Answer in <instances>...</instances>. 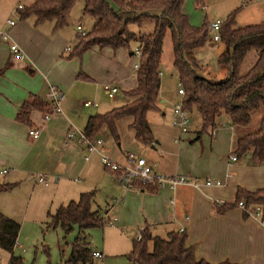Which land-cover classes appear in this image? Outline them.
I'll return each mask as SVG.
<instances>
[{
  "label": "crops",
  "instance_id": "1",
  "mask_svg": "<svg viewBox=\"0 0 264 264\" xmlns=\"http://www.w3.org/2000/svg\"><path fill=\"white\" fill-rule=\"evenodd\" d=\"M201 2L203 0H193L195 11L185 12L182 5L191 25L197 26L203 21L209 24L207 7L204 11L197 7ZM225 8L228 12L234 9L228 5ZM4 23L5 18L0 17V29L4 28ZM52 27L48 21L34 25L33 18L27 17L17 19L7 29L9 39L24 54L22 60L11 59L7 43L0 41V181L11 184L29 179L44 188L51 183L53 186L59 183L57 186L61 199L65 197L64 188L68 185L83 187V191L93 185H101L110 195L117 197L105 210L104 215L109 212H117L118 215V219L115 216L107 217V224L111 223L109 227H113L115 222L122 226L134 223L138 229L147 226L152 234L181 229L185 233V244L191 246L193 257L197 260L209 263L227 261L230 264H264V225L251 215H243L236 206L222 213L215 211L218 204L234 202L237 187L254 191L264 186V160L258 164L252 163L248 154L230 160L234 156L233 142L239 131L229 124L226 117L220 116L214 127L197 135L198 117L191 114L194 123L189 124L186 133L180 134L175 129L177 134L171 131L164 137L162 131L168 130V121H163V114L157 108L146 114L151 142L143 144L135 139L132 130L127 127L128 121L125 128L130 134L123 144L117 130L118 120L115 146L103 138L101 132L98 134L105 154L111 159L122 161L125 153L130 152L126 147L136 142L140 145L134 154L142 157L159 173L200 179L207 177L220 181L219 185H202L198 188L180 185L173 190L149 191L138 187H119L118 190L115 185L117 179L114 182L112 176L107 180L103 178L102 174L110 172L100 164L98 154L85 152L75 139L67 140L65 133L71 126L70 122L75 120L82 130L87 117L92 115L91 112L84 113V108L97 106L94 103L83 105V102L80 104L73 99L76 97L75 89L81 88L78 86H83L87 81L101 84L102 89L104 84L116 87L114 95L121 92L122 104L128 102L124 92L135 85V47L132 45L129 49L113 50L92 46L80 58L61 59L67 52V43L74 40L76 31L74 28L75 32L71 34V31H64L62 27ZM204 44L192 53L197 66L199 52ZM49 85L54 86L62 97L65 95L62 109L60 107L59 112L51 113L47 120L42 119L39 110L33 109L29 112L30 126L17 122L15 114L19 105L31 94L47 100ZM103 92L106 95L104 89ZM166 99L167 96L160 92L159 79L157 107ZM150 114H155L151 118H156L153 121L158 127L157 132L149 122ZM169 124L172 126L170 121ZM30 128L39 130L37 138L32 139L27 135ZM84 156L87 159H83ZM39 175L46 178V181H37ZM58 203L61 205L63 201Z\"/></svg>",
  "mask_w": 264,
  "mask_h": 264
},
{
  "label": "trees",
  "instance_id": "2",
  "mask_svg": "<svg viewBox=\"0 0 264 264\" xmlns=\"http://www.w3.org/2000/svg\"><path fill=\"white\" fill-rule=\"evenodd\" d=\"M77 0H33L27 6L16 9L17 19L33 18V24L51 22L53 29L64 26ZM184 0H82L81 16L91 18L89 30L76 32L73 46L62 58H80L92 46L131 48L137 50L135 63V85L124 92L128 102L98 114L89 115L81 130L89 140L98 138L102 129L117 141L116 122L130 117L127 127L135 139L143 144L152 140L146 114L157 110V96L160 76V56L162 38L169 35L171 47V67L176 74L183 94L181 107L190 115L198 117L197 135L214 127L222 114L234 127H245L250 122L251 112L261 106L262 116L255 130L239 131L233 142L232 154L235 159L245 154L252 163L264 160V21L234 26L238 8L229 11L219 23V42L222 46L216 62L225 68L223 80L211 82L198 74L193 50L203 45L208 36V23L191 25L181 11ZM145 21L151 22L149 32H141ZM136 29L133 30L131 27ZM248 51H253L248 65L241 64ZM2 70H0L1 72ZM79 76V72L77 73ZM48 100L29 95L15 114V120L30 126L29 112L39 110L42 115L50 112ZM136 188L149 191L154 188L136 184ZM12 184H0V192L8 190ZM91 192L80 193L76 200L57 206L49 215L47 228L58 226L64 233L76 226L77 233L69 243L68 257L59 264H91L90 246L83 230L100 226L103 218L91 209ZM241 201L248 211L259 209L260 222L264 225V186L254 191L240 187L235 189L233 203L215 206L217 213L236 206ZM19 225L0 213V250L8 254L6 264H25L23 259L13 254ZM126 257L133 264H230L227 261L209 263L193 257L191 246L185 244L183 230H168L152 234L146 226L140 231V238L131 240V248Z\"/></svg>",
  "mask_w": 264,
  "mask_h": 264
},
{
  "label": "rangeland",
  "instance_id": "3",
  "mask_svg": "<svg viewBox=\"0 0 264 264\" xmlns=\"http://www.w3.org/2000/svg\"><path fill=\"white\" fill-rule=\"evenodd\" d=\"M31 2L32 0H0V17L15 22L17 21L15 8L18 5L27 6ZM202 4L207 7L206 15L210 20L209 22L214 20L221 21L228 12L225 11L227 10L225 8L227 5L232 6V8H238L234 17L235 27L264 21V0H203ZM182 5L185 12L188 10L195 11L193 8V0H184ZM81 8L82 0H77L70 10L66 24L62 26L64 31H71L72 34L75 32L74 28L76 25L79 24L83 31L89 30L92 20L86 15L81 16ZM184 10H182L181 6V11L183 12ZM196 11L198 12V10ZM3 12H5V15H3ZM131 28L133 30L136 29L134 26ZM150 30L151 22L145 21L141 27V32H149ZM206 40L202 51L199 52L198 66L196 70L198 74L208 81L216 82L223 80L226 76V70L216 62L217 53L221 51L222 46L219 42L212 41L210 31L208 32ZM74 42L75 39H71L69 43H67L68 47L65 48L70 49ZM217 49V53L214 54ZM66 53L67 52H65L63 56L66 55ZM252 54L253 51L247 52L241 64L242 70H244L245 65L249 64ZM159 70L160 92L163 93L164 96H167V99L164 103L159 104L157 108L163 114V121H168V125L166 124L168 130L162 131L163 136L166 137L171 131L177 134V129L169 124V121L171 120L170 112L173 105L179 104L181 101V97L176 95L177 81L174 70L171 67V47L169 35L167 33H165L162 38ZM78 87L81 88L75 89L76 97L73 99L78 100L80 104L81 102L87 101L97 105L96 107L84 108V113H103L106 110H110L111 108L118 107L122 104L123 96L121 92L116 93L113 98L109 99L104 94L102 85L97 82L95 84L87 81L83 86L81 85ZM64 98L65 95L60 100L61 109ZM262 112L261 106L255 108L251 112L250 122L247 126L237 127L236 129L242 132L243 130L245 131V129L249 131L255 130L258 126L259 119L262 116ZM151 115L155 114H150L149 122L151 126H153L155 132H157L158 127L153 121V119L156 118H151ZM222 116L224 115L222 114ZM193 118L194 116L192 115L190 117V124L194 123ZM128 121H130V117L127 116L121 118L117 123V130L124 142L123 144L127 141V135L130 134L125 128V124ZM70 125V128L75 129L78 132L81 131L82 127H79L77 120L73 121V123L70 122ZM101 136L115 146V141L105 129L101 130ZM139 145L140 144L135 142L133 145L127 146L126 148L134 153ZM111 148H113V146ZM112 174L111 172H105L102 176L106 180L110 179V176H112L113 178H111L115 182V175L113 174V176ZM6 183L7 182L5 181H0V184ZM11 184V188L0 192V213L11 218L19 225L13 254L20 256L25 264H59L68 257L70 250L69 243L77 233L76 226H73L69 232L64 233L58 226L53 229H46V224L50 221L48 214L54 212L60 200L63 201L62 204L64 205L70 200H76L80 192L92 193L91 209L97 210L99 215L103 218L102 225L83 230L91 251L101 253V258H92L90 260L91 264H133L126 255L130 251L131 240L135 238L138 232V225L133 223L122 226L115 222L113 227L108 226L107 217L111 218L115 216L117 218L118 215L117 212H109L104 215L105 210L108 207L107 205L113 204L111 202L117 197L115 195H110L111 193L108 190L103 189L101 185H93L85 189V191H83V187L68 185L64 188L65 197L61 199L58 194L59 187L57 185H59V183L55 186L51 183L46 188L35 184L33 181H29V179ZM115 185L118 187V190L122 188L117 181L115 182ZM107 202L109 203L107 204ZM7 258L8 254L0 250V264H6Z\"/></svg>",
  "mask_w": 264,
  "mask_h": 264
},
{
  "label": "built area",
  "instance_id": "4",
  "mask_svg": "<svg viewBox=\"0 0 264 264\" xmlns=\"http://www.w3.org/2000/svg\"><path fill=\"white\" fill-rule=\"evenodd\" d=\"M196 1L198 2L199 0ZM197 7L200 11L205 10V6L201 3H198ZM20 8V5L16 7V9ZM219 23V20H214L212 22H209L208 24V30L211 32V39L215 42L219 39ZM13 24L14 22L12 20H5L4 28L0 29V41L7 43L8 53L11 59L22 60L24 58V54L21 52L20 48L9 39V33L7 29L13 26ZM75 31L80 33L83 32L79 25L75 27ZM65 51H68V48H65ZM133 53L137 56L138 50L134 48ZM103 89L108 97H112L116 92V87L110 86L108 84H104ZM176 93L180 97L183 94V90L179 83H177ZM46 97L50 104V112L43 114V120H47L51 113L59 112L60 100L62 99L61 93L54 86L51 85L47 87ZM89 104L90 103L87 101L83 102V105ZM170 123L173 127L178 130L180 134L187 132L190 124V114L181 107L180 103L173 105V107L171 108ZM38 134L39 130L36 128H30L27 131V135L32 139L37 138ZM65 138L67 140L75 139L87 153L96 152L99 156V161L103 168L113 173L119 185L124 189L136 188L134 186L136 184L145 185L156 190H173L174 188L180 185L198 188L202 185L211 186L220 184L219 180L210 179L207 177L204 179H200L197 177H189L181 174L164 175L155 171L150 165L145 162L142 157H139L132 152H126L122 161H115L105 154L101 139L96 138L94 140H89L84 136L82 131L78 132L77 130L72 129L70 127L65 133ZM83 159H87V156H84ZM230 160H235V157L231 156ZM3 172L4 170L2 171V173ZM37 181L44 182L46 181V178H44L42 175H39L37 177ZM237 207L240 208L241 211H246V208L241 201L237 202ZM248 215L257 218L260 222V212L258 208L248 211ZM108 224L111 225V223ZM143 228L144 227H140L138 229V232L135 236L137 240L140 238V231ZM179 231H181V229ZM89 255L91 258L101 257V253L97 251H90Z\"/></svg>",
  "mask_w": 264,
  "mask_h": 264
}]
</instances>
